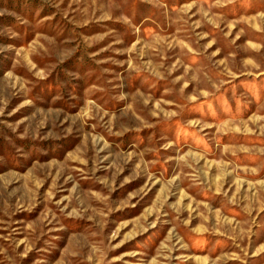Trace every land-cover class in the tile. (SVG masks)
<instances>
[{"label": "rangeland", "instance_id": "1", "mask_svg": "<svg viewBox=\"0 0 264 264\" xmlns=\"http://www.w3.org/2000/svg\"><path fill=\"white\" fill-rule=\"evenodd\" d=\"M0 264H264V0H0Z\"/></svg>", "mask_w": 264, "mask_h": 264}]
</instances>
